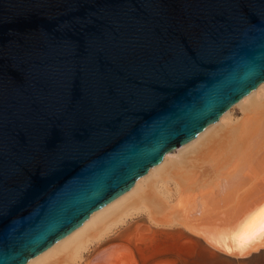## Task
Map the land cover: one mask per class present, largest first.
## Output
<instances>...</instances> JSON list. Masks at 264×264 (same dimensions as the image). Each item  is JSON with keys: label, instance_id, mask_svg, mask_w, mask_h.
I'll list each match as a JSON object with an SVG mask.
<instances>
[{"label": "water", "instance_id": "obj_1", "mask_svg": "<svg viewBox=\"0 0 264 264\" xmlns=\"http://www.w3.org/2000/svg\"><path fill=\"white\" fill-rule=\"evenodd\" d=\"M263 82L264 0H0V264L48 250Z\"/></svg>", "mask_w": 264, "mask_h": 264}, {"label": "bare ground", "instance_id": "obj_2", "mask_svg": "<svg viewBox=\"0 0 264 264\" xmlns=\"http://www.w3.org/2000/svg\"><path fill=\"white\" fill-rule=\"evenodd\" d=\"M236 105L243 111L240 120L232 121L230 108L179 154L168 152L130 189L26 264H79L91 245L140 212L156 224L180 225L228 257L247 258L263 250L264 82ZM168 180L177 188L171 202L161 188ZM125 249H105L98 259L137 264Z\"/></svg>", "mask_w": 264, "mask_h": 264}, {"label": "rangeland", "instance_id": "obj_3", "mask_svg": "<svg viewBox=\"0 0 264 264\" xmlns=\"http://www.w3.org/2000/svg\"><path fill=\"white\" fill-rule=\"evenodd\" d=\"M231 108L232 121L240 120L243 114L242 109L236 104ZM180 150L181 148L175 149L169 154L177 155ZM161 188L171 195L170 198L168 197L170 202L171 199H175L177 188L174 181L168 180ZM128 236L130 239L127 238ZM135 241H137L136 244ZM108 248L118 251L128 248L125 251L128 254L131 253V257H134L136 262L138 257V260L141 259L145 264H264V249L247 258L225 259L218 254H212L211 252L219 251L211 248L198 237L187 233L180 225L156 224L151 222L146 212L129 217L126 223L119 225L104 239L91 245L83 254V258L79 260V264H92L94 256L99 252H106L105 249Z\"/></svg>", "mask_w": 264, "mask_h": 264}, {"label": "crops", "instance_id": "obj_4", "mask_svg": "<svg viewBox=\"0 0 264 264\" xmlns=\"http://www.w3.org/2000/svg\"><path fill=\"white\" fill-rule=\"evenodd\" d=\"M212 254H218L219 256H222L223 258H225V259H232V258H235V257H231V256H227V255H225V254H223V253H221V252H211ZM236 259V258H235ZM238 259V258H237ZM240 259V258H239ZM137 264H145V263H143L142 262V260L141 259H139L138 260V257H137Z\"/></svg>", "mask_w": 264, "mask_h": 264}, {"label": "snow or ice", "instance_id": "obj_5", "mask_svg": "<svg viewBox=\"0 0 264 264\" xmlns=\"http://www.w3.org/2000/svg\"><path fill=\"white\" fill-rule=\"evenodd\" d=\"M261 215L264 216V210L261 211Z\"/></svg>", "mask_w": 264, "mask_h": 264}]
</instances>
